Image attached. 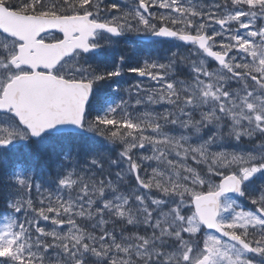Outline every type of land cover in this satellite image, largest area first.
Masks as SVG:
<instances>
[{
  "label": "snow or ice",
  "instance_id": "6c2138e0",
  "mask_svg": "<svg viewBox=\"0 0 264 264\" xmlns=\"http://www.w3.org/2000/svg\"><path fill=\"white\" fill-rule=\"evenodd\" d=\"M0 205V264H264V0H0Z\"/></svg>",
  "mask_w": 264,
  "mask_h": 264
},
{
  "label": "flooded vegetation",
  "instance_id": "af4514ba",
  "mask_svg": "<svg viewBox=\"0 0 264 264\" xmlns=\"http://www.w3.org/2000/svg\"><path fill=\"white\" fill-rule=\"evenodd\" d=\"M177 45H179V42L178 41H170V42H166V43H164L162 45H159L158 47L163 51V50H166L168 48H174ZM135 79H136V77L133 74H126L122 78L123 81H128V82H132Z\"/></svg>",
  "mask_w": 264,
  "mask_h": 264
},
{
  "label": "rangeland",
  "instance_id": "374dc122",
  "mask_svg": "<svg viewBox=\"0 0 264 264\" xmlns=\"http://www.w3.org/2000/svg\"><path fill=\"white\" fill-rule=\"evenodd\" d=\"M133 39H129L128 44L129 46H135V41ZM121 45L123 46V41L121 42ZM128 82V81H127ZM240 203L245 204L246 202L241 200ZM247 210V209H246ZM7 214L6 211H0V225L4 224L6 221L3 220V216Z\"/></svg>",
  "mask_w": 264,
  "mask_h": 264
},
{
  "label": "trees",
  "instance_id": "16d2710c",
  "mask_svg": "<svg viewBox=\"0 0 264 264\" xmlns=\"http://www.w3.org/2000/svg\"><path fill=\"white\" fill-rule=\"evenodd\" d=\"M0 209H4L2 205H0Z\"/></svg>",
  "mask_w": 264,
  "mask_h": 264
}]
</instances>
